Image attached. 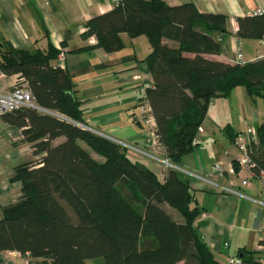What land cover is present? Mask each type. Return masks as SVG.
Masks as SVG:
<instances>
[{
	"label": "trees",
	"instance_id": "16d2710c",
	"mask_svg": "<svg viewBox=\"0 0 264 264\" xmlns=\"http://www.w3.org/2000/svg\"><path fill=\"white\" fill-rule=\"evenodd\" d=\"M227 21L224 14L200 13L190 2L119 0L88 19L82 37L94 36L92 47L105 52L123 47V32L148 37L152 52L146 62L154 86L137 106L141 100L150 104L158 141L174 164L196 147L197 128L213 98L238 85L259 97L263 116L251 154L258 172L264 170V58L228 64L202 56L218 52L215 35L226 31ZM236 21L239 38L264 36L263 15ZM164 37L180 47L163 44ZM58 53L51 44L45 50L19 49L0 40V73L18 74L35 103L0 116L21 129L35 154L45 153L16 169L21 195L3 208L0 251L28 252V264H218L193 227L201 210L188 181L175 169L161 181L122 145L80 126H86L84 109L67 70L52 63ZM59 137L64 140L54 144ZM165 204L184 222L175 221Z\"/></svg>",
	"mask_w": 264,
	"mask_h": 264
},
{
	"label": "crops",
	"instance_id": "0c3cea01",
	"mask_svg": "<svg viewBox=\"0 0 264 264\" xmlns=\"http://www.w3.org/2000/svg\"><path fill=\"white\" fill-rule=\"evenodd\" d=\"M162 1L170 6L190 2L200 13L228 17L226 31L215 35L218 52L202 54L205 58L237 64L239 45L243 64L264 58L260 38H239L236 33L238 17L264 16V0ZM113 6V0H0V40L19 49L45 50L51 44L59 50L52 63L71 76L89 130L122 145L129 157L148 167L161 181L169 169L177 170L188 181L201 210L193 227L218 264H226L229 256L240 257L244 262L249 257L250 261L261 259L264 264V186L257 177L233 166L237 156L234 137L248 125L261 124L263 103L242 85L228 95L213 98L200 123L203 133L196 147L185 153L179 164L169 161L172 166L166 167L163 147L147 144L146 127L137 119V103L145 96L140 88L154 86L146 62L152 52L148 37H130L123 32V47L113 52L92 47L96 43L94 36L82 37L86 21ZM162 43L180 47L178 41L166 37ZM183 54L195 56L185 50ZM17 80L18 74L0 73V92L11 90ZM63 140L59 137L53 143ZM80 144L85 147L84 142ZM44 154H35L32 145L23 140L21 129L0 116V219L3 208L16 203L21 195L16 169L38 161ZM215 161L222 163V175L212 172ZM244 178L248 179L246 185L241 184ZM223 186L236 192L225 191ZM164 206L175 221L184 222L175 208ZM87 262L100 264L96 260ZM0 264L27 263L23 253L4 250L0 251Z\"/></svg>",
	"mask_w": 264,
	"mask_h": 264
},
{
	"label": "built area",
	"instance_id": "2783aa9c",
	"mask_svg": "<svg viewBox=\"0 0 264 264\" xmlns=\"http://www.w3.org/2000/svg\"><path fill=\"white\" fill-rule=\"evenodd\" d=\"M119 0H113L114 3ZM259 10H257L258 12ZM260 42L264 43V36L260 38ZM240 44V43H239ZM238 60L240 64H243L242 53L239 45ZM21 80V79H19ZM13 88L6 92H0V115L6 112L15 111L21 107H35L33 96L30 90L27 88L24 82L18 83ZM22 81V80H21ZM141 92H144V87L140 88ZM137 119L146 127V133L148 135V145L153 147H162L158 141L157 126L155 118L152 112L150 104L146 100H141L137 106ZM85 128V127H84ZM88 129V128H86ZM203 133L201 126L197 128V139ZM233 143L237 149V156L235 164L237 168L248 173L249 176L257 177L264 186V170L254 172V161L252 159L253 146L258 144V132L257 127L254 125H248L244 130L238 132L234 137ZM147 145V146H148ZM166 167L172 166L167 158L163 160ZM212 172L222 175L224 173V167L220 161H215L212 164ZM201 179H205L202 178ZM248 179L244 178L241 184L246 185ZM225 191L236 192L229 187H222ZM28 264L32 260L28 252L23 254ZM226 264H263L261 259L244 262L240 257L229 256L226 260Z\"/></svg>",
	"mask_w": 264,
	"mask_h": 264
},
{
	"label": "rangeland",
	"instance_id": "374dc122",
	"mask_svg": "<svg viewBox=\"0 0 264 264\" xmlns=\"http://www.w3.org/2000/svg\"><path fill=\"white\" fill-rule=\"evenodd\" d=\"M259 102H260V103H263L262 100H260V99H259ZM259 102H258V103H259ZM92 154H93V156H94L96 159L101 160L100 155H98V154H96V153H92Z\"/></svg>",
	"mask_w": 264,
	"mask_h": 264
},
{
	"label": "water",
	"instance_id": "95a60500",
	"mask_svg": "<svg viewBox=\"0 0 264 264\" xmlns=\"http://www.w3.org/2000/svg\"><path fill=\"white\" fill-rule=\"evenodd\" d=\"M80 126L83 127V128H84V127H85V128H88V130H89V127H87V126H84V125H80Z\"/></svg>",
	"mask_w": 264,
	"mask_h": 264
}]
</instances>
